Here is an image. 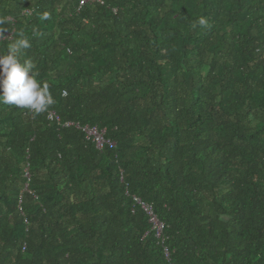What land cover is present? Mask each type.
Here are the masks:
<instances>
[{"label": "trees", "instance_id": "obj_1", "mask_svg": "<svg viewBox=\"0 0 264 264\" xmlns=\"http://www.w3.org/2000/svg\"><path fill=\"white\" fill-rule=\"evenodd\" d=\"M78 2L0 0L60 117L0 103V264H264V0Z\"/></svg>", "mask_w": 264, "mask_h": 264}, {"label": "clouds", "instance_id": "obj_2", "mask_svg": "<svg viewBox=\"0 0 264 264\" xmlns=\"http://www.w3.org/2000/svg\"><path fill=\"white\" fill-rule=\"evenodd\" d=\"M39 18L48 20L50 16L45 12ZM194 26L207 28L209 21L200 17ZM30 47V40L20 33L19 38L8 46L7 54L0 55V103L26 109L38 116L47 112L56 101L49 84L37 79L39 73L32 60L21 62V52Z\"/></svg>", "mask_w": 264, "mask_h": 264}, {"label": "built area", "instance_id": "obj_3", "mask_svg": "<svg viewBox=\"0 0 264 264\" xmlns=\"http://www.w3.org/2000/svg\"><path fill=\"white\" fill-rule=\"evenodd\" d=\"M87 1H91V0H79L77 8H79L81 5H83ZM24 13H29V10L26 9L24 11ZM10 35H11V33L3 32L0 29V39L3 37H9ZM64 93H65V91H64ZM47 118L52 120V121L54 120V121L60 122V117L58 116V114L54 110H48L47 111ZM61 124L62 125H69V124H71V121H65ZM74 125L76 127H78L84 133V136L87 139L91 140L97 148H102L105 145L110 146V147L115 145L114 140H112L108 137H105L104 129H100L96 125L80 124L78 122H75ZM24 176L26 177V180L28 181L30 175H29V172L27 170V167L25 168ZM23 189L34 194L33 191L28 188L27 182L25 183ZM133 199H134L135 203L139 207H141L145 211V213L148 215V219L151 223V228L155 229L156 235H157V237H159L163 223L157 218L156 214L154 213L152 204L150 202L138 197V196H135V195L133 196ZM20 200H21V198H19V202H20ZM19 207H20V205H19ZM20 209H21V207H20ZM164 253L166 256L168 255V250L166 247H164Z\"/></svg>", "mask_w": 264, "mask_h": 264}]
</instances>
